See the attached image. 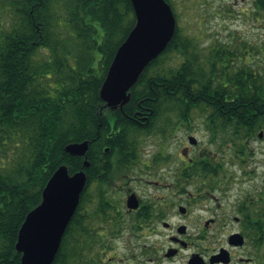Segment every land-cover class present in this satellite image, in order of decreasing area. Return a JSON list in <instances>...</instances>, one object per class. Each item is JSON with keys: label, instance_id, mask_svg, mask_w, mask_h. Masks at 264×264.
I'll return each mask as SVG.
<instances>
[{"label": "trees", "instance_id": "16d2710c", "mask_svg": "<svg viewBox=\"0 0 264 264\" xmlns=\"http://www.w3.org/2000/svg\"><path fill=\"white\" fill-rule=\"evenodd\" d=\"M166 1L172 8L173 1ZM0 4L16 11L11 21L0 23V264H20L18 230L40 203L56 168L64 164L69 173L82 168L84 157L66 152L67 144L88 141L96 151L91 168L100 172L105 165L106 178L113 180L112 173L124 174L127 165L136 164L144 135L166 136L173 129L172 117L177 125L190 127L194 114L201 113L209 134L220 139L219 150L232 147L242 161L249 140L262 132L264 73L246 61L251 53L239 54L232 45L216 42L200 47L176 24L165 49L130 88L129 101L109 109L99 89L135 24L130 0ZM253 8L264 11V0H253ZM97 26L102 28L99 37ZM209 157L214 158L206 155L195 173H215ZM222 166L216 159V176ZM91 168H82L86 184L52 264H108L109 243L120 223L101 192L94 208L88 207ZM245 200L264 205V180Z\"/></svg>", "mask_w": 264, "mask_h": 264}, {"label": "flooded vegetation", "instance_id": "af4514ba", "mask_svg": "<svg viewBox=\"0 0 264 264\" xmlns=\"http://www.w3.org/2000/svg\"><path fill=\"white\" fill-rule=\"evenodd\" d=\"M197 144V140L188 146L184 143L175 159L141 161L143 186L152 190L150 193L148 189L145 195H139L130 184L134 178L131 170L136 164L127 165L122 170L124 174L112 173L113 180L106 178L105 165L100 172L91 168L96 151L89 146L92 181L87 205L93 209L101 192L103 202L114 208L111 213L120 223L112 238L124 237L130 250L126 258L111 254L109 262L116 259L120 264H264V205H247L246 197L232 212L216 205V191L223 190L221 181L227 174L216 176V158L211 157L209 162L215 173H195L200 168L198 162H205L208 155L198 147L193 157L191 147ZM100 160L103 164L109 162ZM100 176L107 180L100 182ZM131 195L135 196L136 208L128 206Z\"/></svg>", "mask_w": 264, "mask_h": 264}, {"label": "rangeland", "instance_id": "374dc122", "mask_svg": "<svg viewBox=\"0 0 264 264\" xmlns=\"http://www.w3.org/2000/svg\"><path fill=\"white\" fill-rule=\"evenodd\" d=\"M172 10L178 15V24L183 33L194 38V41L204 47L210 43L232 45L239 54L246 55L247 60L255 66L261 67L264 73V11H255L253 0H172ZM16 15L14 8L0 4V23L11 21ZM98 28V37L102 34V28ZM254 67V68H256ZM198 112V111H197ZM191 126L177 125L175 118H171L174 126L167 135H159L153 132L144 135L139 147L138 162L131 170V186L139 195H145L150 188H144V178L140 174L141 161L147 158H177L179 149L185 143L190 145L189 135L197 139V146L191 147V155L196 156V148L201 147L204 153L223 162L219 174H227L221 181L224 184L222 191H216V205L227 207L234 211L236 205L244 197L255 194L264 180V127L262 136H255L249 140V150L243 161L241 155L236 156L232 147H224L219 150L220 139L212 137L205 124L201 113L194 114ZM156 159V158H155ZM177 163V162H175ZM162 166V165H161ZM163 167V166H162ZM109 250L105 257L108 264H120L109 262V256H129L128 247L124 237L112 238Z\"/></svg>", "mask_w": 264, "mask_h": 264}, {"label": "water", "instance_id": "95a60500", "mask_svg": "<svg viewBox=\"0 0 264 264\" xmlns=\"http://www.w3.org/2000/svg\"><path fill=\"white\" fill-rule=\"evenodd\" d=\"M135 24L118 46L99 89L103 107L122 108L130 99V88L146 65L167 46L176 28V18L166 0H130ZM262 136V133H259ZM190 143L196 138L189 136ZM88 141L73 142L65 151L83 156L82 168L89 165L86 153ZM108 150V148H104ZM69 173L60 165L51 174L42 190V199L25 216L18 230L16 251L21 253L20 264H52L60 247L64 231L79 203L86 184L83 169ZM128 206H138L135 196Z\"/></svg>", "mask_w": 264, "mask_h": 264}]
</instances>
